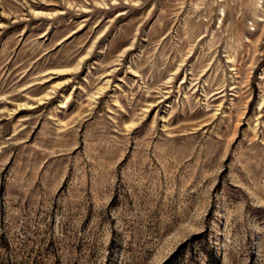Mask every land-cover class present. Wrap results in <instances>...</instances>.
Segmentation results:
<instances>
[{
	"label": "rangeland",
	"instance_id": "1",
	"mask_svg": "<svg viewBox=\"0 0 264 264\" xmlns=\"http://www.w3.org/2000/svg\"><path fill=\"white\" fill-rule=\"evenodd\" d=\"M0 264H264V0H0Z\"/></svg>",
	"mask_w": 264,
	"mask_h": 264
}]
</instances>
